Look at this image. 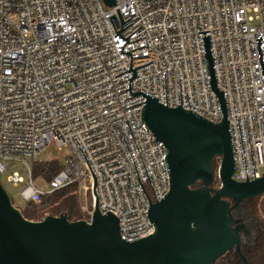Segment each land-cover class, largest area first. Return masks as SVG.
Returning <instances> with one entry per match:
<instances>
[{
  "label": "built area",
  "instance_id": "2783aa9c",
  "mask_svg": "<svg viewBox=\"0 0 264 264\" xmlns=\"http://www.w3.org/2000/svg\"><path fill=\"white\" fill-rule=\"evenodd\" d=\"M111 1L0 0V178L8 171L7 184L0 183L19 185L21 202L37 203L80 180L92 204V173L99 212L114 214L119 236L130 241L153 231L148 201L164 196L168 178L166 149L140 120L144 98L127 90L123 38L120 50L130 53V69L137 66L130 92L215 123L220 108L200 38L208 35L215 85L223 91L231 178L251 180L264 172L255 42L260 36L264 67V0ZM116 9L122 21L129 18L121 25ZM109 19L123 38L113 35ZM48 145L67 154L43 191L31 180L30 161ZM10 160L20 172L9 170Z\"/></svg>",
  "mask_w": 264,
  "mask_h": 264
},
{
  "label": "water",
  "instance_id": "95a60500",
  "mask_svg": "<svg viewBox=\"0 0 264 264\" xmlns=\"http://www.w3.org/2000/svg\"><path fill=\"white\" fill-rule=\"evenodd\" d=\"M116 13L120 25L129 19L122 21L117 9ZM119 30L113 35L123 38ZM126 37L119 51L129 55L127 90L131 96H143L140 120L166 149L168 190L159 201H148L146 210L153 231L135 240L121 239L117 217L109 211L101 214L97 208L90 169L93 199L87 219H69L63 211L26 219L0 183V264H208L233 243L246 264L237 247V232L230 228L229 210L242 198L264 194V172L251 180H246V174L245 181L231 178L234 161L223 91L215 85L208 35L200 38L208 86L220 108L221 119L215 123L180 104L167 107L157 102V97L130 92L129 81L137 66L130 69V53L120 50ZM259 39L256 36L255 42L264 89Z\"/></svg>",
  "mask_w": 264,
  "mask_h": 264
},
{
  "label": "flooded vegetation",
  "instance_id": "af4514ba",
  "mask_svg": "<svg viewBox=\"0 0 264 264\" xmlns=\"http://www.w3.org/2000/svg\"><path fill=\"white\" fill-rule=\"evenodd\" d=\"M227 199L233 203L232 199ZM229 213L230 228L237 232V247L245 263L264 264V195L240 199ZM237 258L239 254L233 243L208 264H244Z\"/></svg>",
  "mask_w": 264,
  "mask_h": 264
},
{
  "label": "rangeland",
  "instance_id": "374dc122",
  "mask_svg": "<svg viewBox=\"0 0 264 264\" xmlns=\"http://www.w3.org/2000/svg\"><path fill=\"white\" fill-rule=\"evenodd\" d=\"M65 154H67V148L62 147L60 149H56L53 145H48L37 152L32 161H30V168L31 163L34 161H45L49 159L59 161L60 157ZM7 164L9 166V170H17L19 172L21 171L20 163L16 160H10ZM213 175H215V168H213ZM22 176L25 181L26 175L23 173ZM7 177L8 171H5L0 178L2 184H7ZM31 180L35 187L43 191L48 188V180L43 178L42 175L34 176L31 174ZM216 185L217 180L214 177L213 186ZM5 190L11 200L12 205L19 210L22 209L25 203H22L18 196L19 185H9V187H7ZM44 195L48 194H43L42 196ZM41 198L42 197H40V200ZM90 198V192L83 190L82 182L80 180L75 181L69 188H66V191L59 199H57L55 202L48 203L39 209V218L42 217L45 213L58 214L63 211L69 217V219H87L91 211Z\"/></svg>",
  "mask_w": 264,
  "mask_h": 264
},
{
  "label": "trees",
  "instance_id": "16d2710c",
  "mask_svg": "<svg viewBox=\"0 0 264 264\" xmlns=\"http://www.w3.org/2000/svg\"><path fill=\"white\" fill-rule=\"evenodd\" d=\"M60 167H61L60 163L52 159L45 161H34L31 163L30 176L31 174L34 176L42 175L43 178L49 180L60 169ZM72 184H69L51 193H48V195H44V196H42L43 194L40 195V197L42 198L41 200L39 198V201L37 203L26 202L24 204V207L20 209L21 214L26 219L37 220L39 218L38 215L39 209L42 208L44 205L51 202H55L57 199H59L66 191V188H69Z\"/></svg>",
  "mask_w": 264,
  "mask_h": 264
}]
</instances>
